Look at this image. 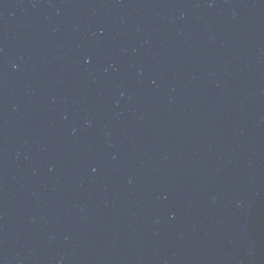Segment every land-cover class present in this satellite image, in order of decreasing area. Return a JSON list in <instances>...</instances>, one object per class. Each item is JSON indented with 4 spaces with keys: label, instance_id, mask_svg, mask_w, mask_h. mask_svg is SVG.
<instances>
[{
    "label": "water",
    "instance_id": "obj_1",
    "mask_svg": "<svg viewBox=\"0 0 264 264\" xmlns=\"http://www.w3.org/2000/svg\"><path fill=\"white\" fill-rule=\"evenodd\" d=\"M0 264H264V0H0Z\"/></svg>",
    "mask_w": 264,
    "mask_h": 264
}]
</instances>
